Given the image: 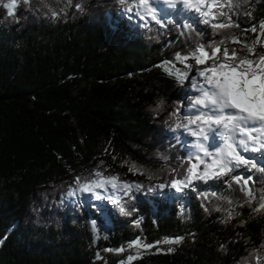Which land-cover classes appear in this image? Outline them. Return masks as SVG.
<instances>
[{
  "label": "trees",
  "instance_id": "trees-1",
  "mask_svg": "<svg viewBox=\"0 0 264 264\" xmlns=\"http://www.w3.org/2000/svg\"><path fill=\"white\" fill-rule=\"evenodd\" d=\"M8 2L0 0V264H120L137 238L177 237L161 248L175 251L152 248L131 264H255L250 254L264 253V212L253 211L264 173L238 168L182 192L155 187L173 168L182 174L190 152L169 130L170 114L184 115V91L165 62L179 65L177 52L223 36L196 16L192 32L179 17L145 27L119 0H18L12 17ZM236 3L241 28L228 31L243 39L241 29L264 20V0ZM97 170L143 185L122 195L127 213L66 195ZM240 174L252 177L251 204L231 180Z\"/></svg>",
  "mask_w": 264,
  "mask_h": 264
},
{
  "label": "snow or ice",
  "instance_id": "snow-or-ice-1",
  "mask_svg": "<svg viewBox=\"0 0 264 264\" xmlns=\"http://www.w3.org/2000/svg\"><path fill=\"white\" fill-rule=\"evenodd\" d=\"M21 2L28 3V0ZM119 3L125 6L124 11L135 13L145 21V27L149 20L167 27L169 23H176L171 17H179L182 24L178 26L192 32L193 22H189L187 14L193 13L200 23L208 25L214 33L223 36V39L207 44L197 41L187 53L175 54V62L182 64L184 69L190 71L194 65L203 66L198 68L196 76L192 78L191 88L196 95L190 97L189 108L194 111L181 116L180 109L177 108L170 114L169 130L176 134L174 138L180 142L181 133L194 138L190 144L194 150L181 162V167L184 168L182 174L173 168L171 171L175 175L172 179L155 187H170L182 192L193 187L196 182L229 176L238 168L264 173V164L259 163L255 157L242 154L264 151V52L256 51L257 47H264V20L241 29L244 36L242 39L228 31L241 28L233 19L236 0H119ZM17 5L18 0H9L4 5L9 17L14 16ZM80 7L77 4V8ZM246 14L251 15L250 12ZM249 32L254 39L247 38ZM229 43L239 44L240 48H229ZM189 61H194V65ZM172 64V61L165 62L170 75L176 76L180 81L189 78V71L175 70L171 67ZM129 170L143 175V170L135 164H131ZM231 180L241 186L240 190L247 197L246 203L251 204L256 200V194L250 186L252 177L231 175ZM75 185L67 192L68 197H74L78 193H91L96 199L110 200L125 213L127 210L118 194L123 193L124 196L133 198L132 190L143 187L141 184L121 180L119 175H105L99 170L91 178L77 177ZM228 202L231 203L230 200ZM253 211L264 212V193L259 196L258 207ZM235 214L234 210H229L225 220H231ZM93 227L95 228L94 221ZM182 239L165 238L147 243L137 238L128 245L129 249L136 250V255H128L126 261L122 260L120 264H131L143 252L152 248H157L158 252H173L174 248L165 250L157 246L179 244ZM108 251L123 253L126 249L121 247ZM249 261L261 264L264 253L260 250L251 253Z\"/></svg>",
  "mask_w": 264,
  "mask_h": 264
},
{
  "label": "rangeland",
  "instance_id": "rangeland-1",
  "mask_svg": "<svg viewBox=\"0 0 264 264\" xmlns=\"http://www.w3.org/2000/svg\"><path fill=\"white\" fill-rule=\"evenodd\" d=\"M162 7H166V6H163L162 5ZM177 7L179 8V6H177ZM187 15L189 17L195 16V14H193V13H188ZM171 18L172 19H175V18H178V17H175V18L174 17H171ZM189 63H192L194 65V61H189ZM171 67L173 69H175V70L189 71L187 69H184L182 64H179V65L172 64ZM199 67H203V66H195L194 65V67L189 71V78L186 79V80L181 81L183 83V86H182L181 90L184 91V93H183V99L181 100L182 101L181 102V110L184 113V115L191 114L194 111V110H191L189 108L190 97L196 95V93L191 88V83H192V78L196 76V73H197V70H198ZM180 138L182 140H184V142L186 143V147L189 150H192L193 151V149L190 147V144H191V142L193 141L194 138L188 136L185 133H181L180 134ZM258 153H260V155H261L260 156L261 158H259V162H261L262 159H264V151L258 152ZM242 154L247 155L249 157H252L253 156V155H250L248 153H242ZM111 175H114V174H111ZM118 195H120L122 197L123 193H119ZM78 196L79 197H82V198L89 199V200L95 199V196L93 194H91V193H79ZM108 201H110V200H108ZM157 247H159V248L167 247V244H160ZM149 251L150 250L145 251L142 254H145V253H147ZM125 254H127V255H136V250L134 248L133 249L127 248V253H125ZM261 264H264V262H261Z\"/></svg>",
  "mask_w": 264,
  "mask_h": 264
},
{
  "label": "bare ground",
  "instance_id": "bare-ground-1",
  "mask_svg": "<svg viewBox=\"0 0 264 264\" xmlns=\"http://www.w3.org/2000/svg\"><path fill=\"white\" fill-rule=\"evenodd\" d=\"M250 155H254L253 153H250ZM260 163V162H259Z\"/></svg>",
  "mask_w": 264,
  "mask_h": 264
}]
</instances>
